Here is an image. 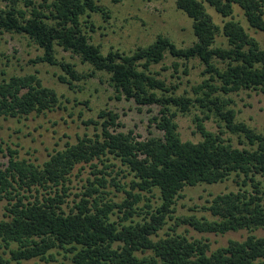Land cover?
<instances>
[{
	"label": "trees",
	"instance_id": "1",
	"mask_svg": "<svg viewBox=\"0 0 264 264\" xmlns=\"http://www.w3.org/2000/svg\"><path fill=\"white\" fill-rule=\"evenodd\" d=\"M0 1L7 4L0 8V30L25 35L43 50L32 64L59 67L64 73L59 81L71 90L98 72L108 75L118 100L162 107L161 117L155 121L164 132L162 138L143 141L134 131L116 132L119 114L104 109L97 119L84 121L100 127V134L67 144L42 166L20 160L18 153L8 148V165H0V198L8 202L7 220H0V248H4L0 264L35 259L51 262L54 251L69 255V264H264V237L250 235L211 251L203 240L179 234L159 236L168 220L175 219L176 203L186 187L219 184L232 175L242 179L238 184L241 189L214 198L208 208L214 220L190 217L182 223L199 233L218 235L264 228V183L258 179H264V134L238 122L231 101L221 96L241 90L264 95V50L234 18L237 6L253 29L264 32V0H177L178 9L193 20L195 44L180 48L159 36L132 53L112 49L108 54L93 44L89 35L96 28L92 14H102L105 20L111 17L96 0H41L39 4L24 0V8L23 0ZM205 3L225 19L231 18L222 29ZM221 31L229 48L215 46ZM57 47L78 56L93 71L81 74L74 64L59 60ZM167 55L186 62L199 59L204 64L209 78L193 88L196 99L176 96L174 89L152 72L151 67ZM215 60L226 63V68H219ZM196 103L204 113L208 111L196 119L203 139L184 142L176 118L179 113H189ZM61 104L58 93L36 74L0 80V117L26 118L53 112ZM212 114L231 133L243 136L250 148H237L223 132L207 130L204 123ZM5 151L0 142V154ZM109 156L120 160L135 176L130 190L124 188L126 198L121 203L104 197L110 183L120 184L116 178L109 180L105 170L94 164L98 160L106 169L114 167L106 164L111 161ZM81 164H91L94 179H88L80 202L67 212L68 183ZM155 189L160 191L161 204L154 210L148 204V217L134 220L142 193L151 194ZM117 209L124 214L119 222L113 220Z\"/></svg>",
	"mask_w": 264,
	"mask_h": 264
},
{
	"label": "rangeland",
	"instance_id": "2",
	"mask_svg": "<svg viewBox=\"0 0 264 264\" xmlns=\"http://www.w3.org/2000/svg\"><path fill=\"white\" fill-rule=\"evenodd\" d=\"M39 4L41 0H33ZM52 1V0H51ZM98 4L106 8L111 17L105 20L102 14H92L91 21L95 24L94 32L90 31L93 44L101 47L104 54L112 49L126 53H132L140 47L152 44L159 36L171 39L180 48H188L195 44L197 38L194 34L193 20L177 7V0H96ZM7 4L0 1V8L5 9ZM24 8V0L21 2ZM207 12L213 17L214 22L222 29L225 19L214 8L205 3ZM234 18L240 22L246 31L255 38L262 50H264V32L253 29L242 9L235 7ZM216 47L229 48L228 40L222 33L217 35ZM43 55V50L25 35L7 33L0 30V80L13 76H26L36 74L49 88L54 89L61 98V106L53 112L33 114L26 118L0 117V142L5 148V154H0V165L6 167L9 162L8 148L18 153L20 160H27L42 166L58 151L65 149L67 144H76L78 139L86 135L95 137L101 133V128L95 125H86L84 121L97 119L101 110L108 109L119 114V126L116 132L127 133L134 131L139 140H147L151 137L162 138L164 132L157 126L155 118L161 117L162 107L159 105L138 106L134 101L116 98L117 93L109 84V76L98 72L93 78L77 83V88L71 90L68 85L59 81L63 71L59 67L49 64H32L31 60ZM57 58L61 61L72 63L81 74H90L93 67L83 64L81 59L65 52L57 47ZM179 67H174V63ZM216 65L222 70L226 63L215 60ZM152 72L158 74V78L165 80L168 87L174 89L176 96H186L196 99L197 94L193 88L201 84L209 75H205V66L199 59L189 62L176 60L167 55L165 60L151 67ZM4 73V75H3ZM222 98L231 101L230 108L237 113L236 120L246 124L256 133L264 134V95L257 90H241L236 93L224 95ZM175 110V109H174ZM196 103L189 113H179L176 122L179 133L184 142L198 143L202 136L197 130L196 119L203 118L206 113ZM207 130L213 133L223 132V137L230 140L237 148H250L248 141L238 134L231 133L223 121L215 115L205 121ZM107 165L114 167L106 169L102 162L96 160L94 164L98 170H105L107 177L116 178L120 187L110 185L104 191V197L111 202L121 203L126 198L124 188L130 190L129 184L135 180V176L120 160L109 156ZM94 168L88 164H81L74 170L66 198L64 209L67 212L80 202L88 179L93 180ZM105 173V175H106ZM108 173L110 175H108ZM102 176V175H100ZM264 183V179L258 178ZM242 179L232 175L226 181L215 184H199L195 187H186L176 203L175 219L168 220L164 228L159 232L161 238L168 235L179 234L190 240L206 241L211 251L226 247L230 241H244L250 235L264 237V228L254 231L242 230L229 232L224 235L199 233L188 224L182 223L186 218L197 217L214 220L208 208L214 198L221 194L237 193L241 187L238 185ZM135 192H138L137 190ZM144 198L137 205V215L134 220L142 221L148 217V204L154 210L161 204V194L158 189L153 193H142ZM8 202L0 198V220H7ZM113 220L120 221L124 214L118 212ZM179 223V224H178ZM4 248H0L3 254ZM10 258L9 255L5 256ZM69 255L63 252H53L51 262L35 259L24 261L21 264H69ZM11 264H18L12 262Z\"/></svg>",
	"mask_w": 264,
	"mask_h": 264
}]
</instances>
